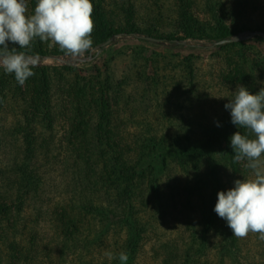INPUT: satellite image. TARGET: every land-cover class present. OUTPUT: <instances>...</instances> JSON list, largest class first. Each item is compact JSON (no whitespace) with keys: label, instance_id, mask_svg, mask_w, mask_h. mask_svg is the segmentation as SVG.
<instances>
[{"label":"rangeland","instance_id":"rangeland-1","mask_svg":"<svg viewBox=\"0 0 264 264\" xmlns=\"http://www.w3.org/2000/svg\"><path fill=\"white\" fill-rule=\"evenodd\" d=\"M97 1H101V9L92 17L94 28L102 26L115 34L107 46L98 44L91 34L92 48L80 57L48 43L39 45L38 39L26 50L36 60L35 68L43 69L48 77L47 96L34 104L33 166L42 184L37 197H27L23 211L36 233L37 245L31 255L35 252L38 257L31 264L56 263V253L68 237L66 232L72 230L71 223L84 233L86 217L77 208L81 202L93 208L114 207L110 179L107 184L106 179L99 181V170L78 163L80 142L92 156L88 160L101 154L110 164V158L115 157L118 163V148L121 152L132 149L135 158L141 155L138 139L145 137L149 139L146 151L155 154L146 153L145 162L159 168L161 153L176 148L178 144L173 143L187 138L198 145L209 128L232 124L224 105L238 84L260 80L264 86V0H223L231 31L226 39L233 41L222 46L208 39L216 37L218 29L203 7L204 0H190L188 8L195 19L190 27L179 20L175 0H96L95 4ZM26 3L31 15L29 0ZM131 28L143 32L148 40L126 35ZM161 37L175 40L174 45L157 43L156 38ZM39 49L43 51L40 62L34 56ZM6 76L0 68L4 86L9 84ZM238 76L242 83L236 82ZM15 99L13 95L5 103L7 109L0 110V138L21 136L16 128L11 133L15 120H23ZM9 150L0 147V154ZM95 162L98 168L104 164ZM171 162L163 168L159 192L147 193V206L140 211L146 214L150 229L135 264H178L184 242L200 218L199 205L195 202L185 208L186 196L178 197L176 190L184 184L201 186L204 163L189 162L182 175V166ZM239 165L243 167V162ZM243 178L253 177L251 173L238 176L229 188ZM259 235L249 232L247 239ZM216 241L210 239L204 264L218 258L212 249ZM257 243L248 245L256 254V262L251 264H264V240L261 246Z\"/></svg>","mask_w":264,"mask_h":264},{"label":"trees","instance_id":"trees-1","mask_svg":"<svg viewBox=\"0 0 264 264\" xmlns=\"http://www.w3.org/2000/svg\"><path fill=\"white\" fill-rule=\"evenodd\" d=\"M95 2L96 0H91L93 18L100 14L99 9H101L99 3L101 1H97L96 4ZM190 2V0H175L178 18L188 27H190V22H195L188 8ZM35 4L36 0H29L31 14L34 12ZM203 7L216 22L218 29L217 36L208 39L213 43L228 38L231 34L226 25L229 10L223 0H204ZM92 34L96 42L102 46H107L110 39L115 36L111 29L102 26H96ZM126 35L138 41L148 40L143 32L135 28H131ZM156 39L159 44L174 45L175 43V40L167 37ZM40 43L41 41L38 44ZM222 45L225 44H219V46ZM42 52L41 49L34 52L39 62L43 59ZM42 70L39 67L34 68L35 75L29 78L23 86L16 82L14 75L7 74L6 80L9 84L6 86L3 85L4 79H0V110L7 109L5 103L14 95L15 101H19L18 109H21L23 114V120H15L17 124L13 123L11 130L12 133L13 129H19L21 136L0 138V147L11 149L5 154L4 152L0 154V264H31L38 257L35 252L33 256L31 255L37 245L36 233L29 226L23 211L26 208L27 197L34 198L42 184V178L37 175L33 166L36 147L34 104L42 100L43 95L47 96L45 91L48 77ZM251 75L255 78L254 74ZM235 79L237 83H242L240 76ZM260 82V80H253L251 83L248 81L244 86L254 94L262 87ZM25 88L29 89V93ZM229 129H231L230 132ZM236 131L238 129L233 124L226 123L225 126L209 128L204 142L198 145L190 144L186 141L187 138L175 142L173 144H178L176 148L161 153L159 162L162 167L159 168L145 162L146 153L150 156L155 155L146 151L149 139L145 137L138 139V142H141L139 145V149H142L141 155L135 158L131 152L132 149L121 152L122 148H118L119 161L117 163L116 157L113 160L110 158V164L104 162V156L101 154L88 160L87 157L92 156L85 152L86 148L83 142H80L78 163L80 165L87 163L94 171L99 170V181L106 179L107 184L110 179V183L112 182L110 185L113 186L114 207L97 205L93 208L90 204L81 202L77 208L86 217L87 229H84V233H79L81 228L78 227L77 230L76 223H71L72 230L66 232L65 235L68 237L56 253L55 264H120L118 254L121 251L128 253L127 264H135L144 235L150 229L146 214H141L140 211L147 206V193L159 192L161 173L164 172L163 168H168L172 164L171 161L182 166V175L185 174L184 169L189 162L201 161L205 165V171L202 172L203 178L199 181L201 186L191 187L184 184L180 190L178 188L176 190L178 197L186 196L185 203L182 204L185 208L193 207L196 205L195 202L200 208V218L184 242L181 261L178 264H204L207 248L211 246L210 239L212 238H217L212 249L219 254L215 263L212 264L256 262V254L248 245H254L253 242L256 241L258 242L256 245L261 246L263 240L259 237L247 239L246 236L242 237L245 239L243 241L242 238L233 236L226 220L218 217L213 210L218 191L228 190L236 177H243L250 173L239 163L233 162L234 152L230 146V137ZM154 142L155 140L151 141V143ZM98 160L104 163L101 168L95 164ZM141 163L144 166H141ZM192 176L194 177V174ZM108 251L117 258L109 259L105 256L104 253Z\"/></svg>","mask_w":264,"mask_h":264},{"label":"clouds","instance_id":"clouds-1","mask_svg":"<svg viewBox=\"0 0 264 264\" xmlns=\"http://www.w3.org/2000/svg\"><path fill=\"white\" fill-rule=\"evenodd\" d=\"M92 13L91 0H36L31 15L26 0H0V68L23 86L35 75L37 62L26 50L37 39L68 55H85L93 45ZM224 108L238 129L230 137L233 162H243L253 178L237 179L233 187L218 191L213 210L226 220L233 236L252 232L264 240V86L253 94L238 84ZM104 255L117 258L110 251ZM118 259L127 264L128 253L121 251Z\"/></svg>","mask_w":264,"mask_h":264},{"label":"water","instance_id":"water-1","mask_svg":"<svg viewBox=\"0 0 264 264\" xmlns=\"http://www.w3.org/2000/svg\"><path fill=\"white\" fill-rule=\"evenodd\" d=\"M231 41H233V40H231V39L221 40L218 42V44H225V43H229Z\"/></svg>","mask_w":264,"mask_h":264}]
</instances>
